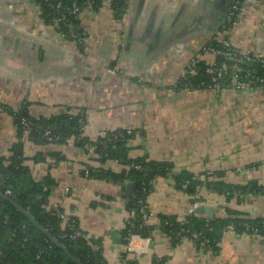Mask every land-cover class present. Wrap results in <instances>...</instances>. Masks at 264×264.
<instances>
[{"label":"crops","instance_id":"1","mask_svg":"<svg viewBox=\"0 0 264 264\" xmlns=\"http://www.w3.org/2000/svg\"><path fill=\"white\" fill-rule=\"evenodd\" d=\"M229 1L125 0L116 17L101 0L81 14L88 42L76 46L44 22L36 0H0V159L19 153L27 177L46 190V208L62 227L75 221L105 264H264V234L223 232L212 248L195 238L173 244L160 230L200 206L213 218L264 219V89L178 86L192 59L208 62L200 52L213 38L264 56V0H245L237 24L224 30ZM23 109L32 120L79 115L84 141H34L15 126ZM127 130L125 161L97 151V141ZM139 158L166 170L144 199L150 235L128 249L133 188L128 196L130 182L117 177ZM181 174L197 184L192 194L187 180L177 183Z\"/></svg>","mask_w":264,"mask_h":264},{"label":"trees","instance_id":"2","mask_svg":"<svg viewBox=\"0 0 264 264\" xmlns=\"http://www.w3.org/2000/svg\"><path fill=\"white\" fill-rule=\"evenodd\" d=\"M83 1H51V3L61 4V10L58 11V14H64L65 23L59 24L57 30L60 34H65L67 40H70L69 25L74 30L79 27V22L74 21L71 16H68L66 9L74 2L81 4ZM89 1H91L94 9L100 6L101 0ZM36 3L40 7L44 22L52 24V20L57 16V12L47 5L45 0H36ZM111 8L116 17H121L125 9V0H112ZM218 42L217 39L208 44H211L213 47H219ZM207 64L208 62L205 59L199 61L196 64V74L182 79L178 86L184 87L188 83L193 87L198 86L200 83L208 84L209 78L205 74ZM228 65L230 69L236 66L244 70H250V78H264V70L258 64H254L253 68H249L247 64L232 60L228 61ZM231 71L233 69L229 72ZM19 117H24L32 122L33 125L29 133L30 137L36 142H45V140L40 138V134L45 129H49L53 134L61 137V141L67 138H75L77 135H79L78 142L84 141L82 137L83 122L79 115L74 116L71 114L53 117L49 120H32L26 110L23 109L22 112L18 113V116H14L15 122ZM19 131L23 132L24 130L19 129ZM107 137L96 142L97 151L105 158H120L125 161L126 156L122 153L121 148L130 139L131 134H127L126 131H116L110 133ZM59 143L61 144L62 142ZM18 157L19 153L15 151L13 156L5 161V164L0 159V173L3 176L0 194H4L5 189H10L12 192L10 198L23 209L27 210L34 221L67 250L68 255L52 244L41 231L32 226L28 219L17 212L10 203L0 199V264H105L100 252H95L81 234L75 238L72 236L73 230L70 229V226L73 225L78 229L75 221H70L65 227H62L58 214L46 208V190H43L44 186L34 183L27 177L24 168L20 166ZM135 166H139L140 168L135 169ZM124 167V172L117 179H127L133 185V194L129 198L128 207L134 216L137 215L127 230L134 231L144 238L150 235L151 230L143 225L138 213L135 212L136 202L139 199H142L144 202L149 181L155 175L163 174L166 169L162 164L146 162L141 158L126 161ZM186 180L188 181L187 185H185L186 187L188 186L187 192L192 194L197 184L191 181L190 176L186 174L179 175L177 183L183 186ZM228 188L234 191L239 189L237 187ZM214 189L218 190V187L215 186ZM226 198H230L228 193H226ZM229 224L235 227L237 233L246 232L245 226H249L257 229L258 234H264V219L213 218L212 220H203L194 214L180 223L165 220L162 222L160 230L171 239L173 244L185 238H192L194 234L199 235V238H195L199 243L206 240V246L215 248L216 243L224 232V228ZM126 255L127 253L124 254L123 259ZM125 263L133 264L130 261H126Z\"/></svg>","mask_w":264,"mask_h":264},{"label":"built area","instance_id":"3","mask_svg":"<svg viewBox=\"0 0 264 264\" xmlns=\"http://www.w3.org/2000/svg\"><path fill=\"white\" fill-rule=\"evenodd\" d=\"M53 0H45L47 2V5H49L52 9H54L57 12V16L52 20V25H54L56 28L59 27V24L65 23V16L64 14H58V11L61 10V4L60 3H51ZM245 0H233L230 4L228 11L226 12L224 16L225 24L227 25V28L225 30L232 29L238 22V18L240 16V12L242 9V6L244 4ZM94 8L92 6L91 1L84 0L83 3L77 4L76 2L72 3V5L66 9V12L68 13V16H71L74 21L80 20L81 14L85 11H92ZM56 24V25H55ZM70 24V23H69ZM68 24V25H69ZM69 34H70V41L74 44H80V46L84 45L88 42L87 36L82 32V30L78 27L73 30L72 26L69 25ZM64 38H66L65 34H61ZM78 38V39H77ZM217 40L216 38L212 39L211 42H214ZM219 41V40H218ZM219 47H213L211 44H206L201 48L200 54L203 56H207L209 58L207 67L205 69V74L209 78L208 84L200 83L198 86H191L190 83L186 84L183 88L187 91H192L195 89H212L215 91H220L222 89L226 88H232L237 91H243V90H252L257 89L259 91L264 89V78H257L251 77L250 70H244L241 67H235L233 71L229 72L231 69L228 65V61H238L240 59V63L252 65L258 64L263 70H264V56L258 55V54H248L242 51H237L233 47H231L230 43L227 40H221L218 42ZM218 60H220L218 62ZM199 62V57L194 58L190 61L188 65V75L192 76L195 74L196 70V64ZM0 113H6V109L0 106ZM18 113H14V116H18ZM32 123L29 122L26 118L19 117L16 121L15 126L18 129L24 128V131H31ZM127 134H131L130 130L126 131ZM40 138L45 140L47 143H71L79 140V135H77L75 138H67L61 141V137L53 134L49 129H45L41 134ZM91 145H85L86 149L91 148ZM135 169H139V166H135ZM85 175L88 176V171L85 172ZM2 174L0 173V188L2 185ZM146 193V192H145ZM4 196L10 197L11 190L5 189ZM136 211L138 213L139 218H141V222L143 225L146 224L149 218V213L147 211V208L143 202L142 199L137 200L136 202ZM195 208H191L189 210V215H193L195 212ZM133 213V212H132ZM134 215V214H133ZM137 216V215H136ZM136 216H134L136 218ZM68 224V223H66ZM66 224L63 226L65 227ZM246 232H250L252 234H258V230L251 228L249 226H245ZM70 229L73 230L72 236L78 237L80 236V231L75 228V226L71 225ZM224 232H236V229L232 225H228L224 228ZM199 235H192V238H199ZM140 237L138 233L128 230L126 235V242H127V248L132 249L134 248V242L135 240ZM206 240H203L200 242V245L202 247L206 246ZM126 264V263H125Z\"/></svg>","mask_w":264,"mask_h":264},{"label":"water","instance_id":"4","mask_svg":"<svg viewBox=\"0 0 264 264\" xmlns=\"http://www.w3.org/2000/svg\"><path fill=\"white\" fill-rule=\"evenodd\" d=\"M233 0H230L229 3L227 4V7L224 11L222 20L224 19V16L226 14V12L228 11V8L230 6V4L232 3ZM249 68H252V65H248ZM132 184H128L127 185V195L130 196L132 194ZM0 199L10 203L16 210L17 212L21 213L24 217H26L29 221V223L34 226L35 228H37L39 231H41V233L52 243L54 244L56 247H58L59 249H61L66 255H68L67 250L58 242L56 241L54 238H52L50 236V234L43 228H41L32 218V216L28 213L27 210L23 209L19 204H17L14 200H12L11 198L4 196L3 194H0ZM196 214H204L208 219H212L213 218V210L211 208H205V207H197L195 208L194 211ZM118 234L115 232L112 234V237L114 239L115 242H120V238L117 237ZM76 261V260H75ZM77 262V261H76Z\"/></svg>","mask_w":264,"mask_h":264},{"label":"rangeland","instance_id":"5","mask_svg":"<svg viewBox=\"0 0 264 264\" xmlns=\"http://www.w3.org/2000/svg\"><path fill=\"white\" fill-rule=\"evenodd\" d=\"M109 2H110V5H111V2H112V0H108ZM37 4V3H36ZM38 5V4H37ZM39 6V5H38ZM40 8V7H39ZM41 12V11H40ZM56 25V24H55ZM56 28V27H55ZM225 28H227V25L225 24V21H224V19L222 20V25H221V29H224L225 30ZM57 29V28H56ZM59 32V31H58ZM78 39V38H77ZM71 40V39H70ZM75 45L76 46H80V44H77V43H75ZM238 62H240V59H238ZM230 67V66H229ZM236 66H234L232 69H234ZM231 69V70H232ZM195 74H196V70H195ZM194 74V75H195ZM194 75H192V76H194ZM13 117H14V115H13ZM22 118H24V117H22ZM29 122H31V121H29ZM32 123V122H31ZM15 124H16V122H15ZM21 130V129H20ZM22 130H24V128H22ZM30 132V131H29ZM65 141V140H64ZM87 145H89V144H87ZM92 147H96L95 145H92ZM91 149H93V148H89L88 150H91ZM188 182H186V184H187ZM12 196V192H11V195H10V197ZM9 197V198H10ZM58 218L60 219V215H58ZM233 226V225H232ZM234 227V226H233ZM234 229H235V227H234Z\"/></svg>","mask_w":264,"mask_h":264}]
</instances>
